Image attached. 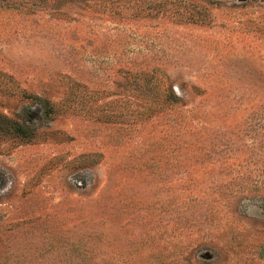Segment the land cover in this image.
I'll list each match as a JSON object with an SVG mask.
<instances>
[{
	"label": "rangeland",
	"instance_id": "rangeland-1",
	"mask_svg": "<svg viewBox=\"0 0 264 264\" xmlns=\"http://www.w3.org/2000/svg\"><path fill=\"white\" fill-rule=\"evenodd\" d=\"M0 264H264V0H0Z\"/></svg>",
	"mask_w": 264,
	"mask_h": 264
},
{
	"label": "trees",
	"instance_id": "trees-1",
	"mask_svg": "<svg viewBox=\"0 0 264 264\" xmlns=\"http://www.w3.org/2000/svg\"><path fill=\"white\" fill-rule=\"evenodd\" d=\"M5 5H8V6H12V5H17V4H14V3H11V4H5ZM21 5V4H20ZM156 72H152L153 76ZM142 75L145 74V72L141 73ZM153 78V77H152ZM166 102L167 103H180L181 102V99L180 97L174 92V90L170 89V92L168 93V98L166 99ZM29 131V130H28ZM20 135L23 139H25L26 141H29V136L30 134L27 132V128L26 126H22L20 128Z\"/></svg>",
	"mask_w": 264,
	"mask_h": 264
}]
</instances>
